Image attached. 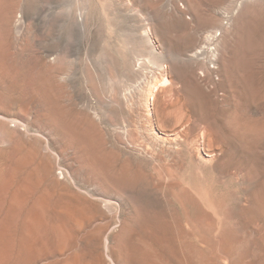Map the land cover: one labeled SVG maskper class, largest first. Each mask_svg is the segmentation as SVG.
I'll list each match as a JSON object with an SVG mask.
<instances>
[{"label": "rangeland", "instance_id": "obj_1", "mask_svg": "<svg viewBox=\"0 0 264 264\" xmlns=\"http://www.w3.org/2000/svg\"><path fill=\"white\" fill-rule=\"evenodd\" d=\"M0 188V264H264V0H0Z\"/></svg>", "mask_w": 264, "mask_h": 264}, {"label": "bare ground", "instance_id": "obj_2", "mask_svg": "<svg viewBox=\"0 0 264 264\" xmlns=\"http://www.w3.org/2000/svg\"><path fill=\"white\" fill-rule=\"evenodd\" d=\"M15 8L14 7H12V10H11V14H12V11L14 10ZM14 12V11H13ZM217 30V29H216ZM214 40H215V33H210V34H208L207 36H206V38H205V44H207V47H206V51H205V53L207 54V56H208V59L211 61V62H213V60L216 58V51H215V48L212 46V44H213V42H214ZM205 50V47L203 46V47H200V49L197 51V52H195V54H197L199 51L200 52H203ZM136 57V56H135ZM137 58V57H136ZM135 58V60H137ZM143 61V60H142ZM141 61V62H142ZM208 61V60H207ZM134 64H135V67L136 68H139L140 67V64H139V62H138V60L136 61V62H134ZM211 64V63H210ZM162 65V64H161ZM134 67V68H135ZM141 70H143L142 69V67H141ZM160 70V69H159ZM163 71L164 70H166V69H162ZM154 76V75H153ZM161 77V76H160ZM164 77H166L165 75H164ZM152 78V77H151ZM150 78V79H151ZM149 79V78H148ZM155 79H156V76H155ZM161 79V78H160ZM160 79H159V81H160ZM163 79V78H162ZM157 80V79H156ZM155 80V81H156ZM165 80V79H164ZM167 80V79H166ZM154 81V82H155ZM162 81V80H161ZM160 81V82H161ZM159 82V83H160ZM157 83H158V81H157ZM148 85H150V83L148 84ZM156 86V85H155ZM148 88V87H147ZM155 88V87H154ZM127 91H129V89H127ZM154 91H156V90H154ZM153 91V92H154ZM131 92V91H130ZM127 94H128V92H127ZM132 94V93H131ZM142 95V94H141ZM139 96V95H138ZM127 100H128V102L129 103H135V99H134V96H129L128 98H127ZM3 181V180H2ZM8 185H9V183H8ZM1 189V188H0ZM70 191V190H69ZM75 193V192H74ZM73 193V194H74ZM71 194V193H70ZM106 194V193H105ZM75 196V195H74ZM105 196V195H104ZM110 196V195H109ZM107 199V198H106ZM108 200V199H107ZM111 200H109V202H110ZM104 203V202H103ZM111 203H113V202H111ZM66 205V204H65ZM87 206V205H86ZM110 206V205H109ZM70 207V206H69ZM68 208V207H67ZM66 208V209H67ZM65 209V208H64ZM69 209V208H68ZM84 210V209H83ZM85 210H87V209H85ZM67 211V210H66ZM82 211V210H81ZM63 212V211H62ZM64 212H65V210H64ZM71 212V211H70ZM85 212V211H84ZM67 213V212H66ZM69 213V212H68ZM72 213V212H71ZM65 214V213H64ZM73 214V213H72ZM83 214V213H82ZM71 215V214H70ZM65 216H67V214L65 215ZM69 216V215H68ZM77 216V215H76ZM62 217V216H61ZM83 217V216H82ZM63 230V229H62ZM64 235V234H63ZM155 235V234H154ZM157 238V237H156ZM36 241V240H35ZM34 243V242H33ZM54 260V259H53ZM58 260V259H57ZM73 260V259H72ZM72 262V261H71ZM85 263V262H84Z\"/></svg>", "mask_w": 264, "mask_h": 264}]
</instances>
